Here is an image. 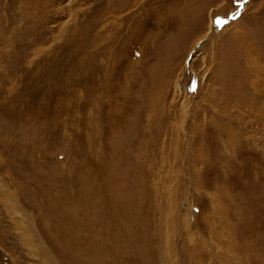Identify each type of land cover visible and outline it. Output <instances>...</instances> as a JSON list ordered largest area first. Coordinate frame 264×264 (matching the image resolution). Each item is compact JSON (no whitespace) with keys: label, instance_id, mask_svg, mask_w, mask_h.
<instances>
[{"label":"rangeland","instance_id":"obj_1","mask_svg":"<svg viewBox=\"0 0 264 264\" xmlns=\"http://www.w3.org/2000/svg\"><path fill=\"white\" fill-rule=\"evenodd\" d=\"M0 173V264H264V0H0Z\"/></svg>","mask_w":264,"mask_h":264},{"label":"bare ground","instance_id":"obj_2","mask_svg":"<svg viewBox=\"0 0 264 264\" xmlns=\"http://www.w3.org/2000/svg\"><path fill=\"white\" fill-rule=\"evenodd\" d=\"M252 67L255 69V71H257V74H258V70H259V66H255V64L254 65H252ZM12 103V102H11ZM6 121H7V119H6ZM4 128V127H3ZM6 128H8V127H6ZM5 128V129H6ZM9 129V128H8ZM7 172V171H6ZM1 174V173H0ZM10 178V177H9ZM10 181V180H9ZM16 184V183H15ZM14 184V185H15ZM1 185H3V188H1L0 189V201H1V203H2V205H4L5 206V208H7V209H9L10 208V206L16 211V212H18V207L13 203V201H14V199H16V198H14V197H16V191L15 190H13V191H10V189L8 188L9 186H11V185H9L8 187H7V190H9V193H4L3 191L5 190L4 189V187H5V184H3V183H1L0 182V186ZM15 187V186H14ZM9 210H11V209H9ZM13 211V210H12ZM28 233V232H27ZM26 233V234H27ZM27 238V237H26Z\"/></svg>","mask_w":264,"mask_h":264},{"label":"snow or ice","instance_id":"obj_3","mask_svg":"<svg viewBox=\"0 0 264 264\" xmlns=\"http://www.w3.org/2000/svg\"><path fill=\"white\" fill-rule=\"evenodd\" d=\"M224 23H226V21Z\"/></svg>","mask_w":264,"mask_h":264}]
</instances>
